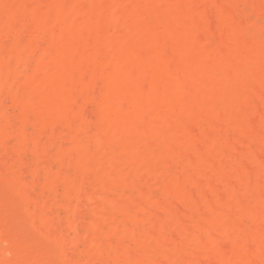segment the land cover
Wrapping results in <instances>:
<instances>
[{"label": "bare ground", "instance_id": "obj_1", "mask_svg": "<svg viewBox=\"0 0 264 264\" xmlns=\"http://www.w3.org/2000/svg\"><path fill=\"white\" fill-rule=\"evenodd\" d=\"M28 2L36 3L30 11L25 14L22 12L24 14L22 16L19 15L17 13L19 10H15L16 7L18 6L20 9V5L24 7L26 3L28 7ZM27 7L23 11L27 10ZM16 33L33 37L32 40L34 41L33 43L30 42L31 46L28 45V48H22L17 45H20V43L14 40L15 44L12 43L17 49L10 46L7 53L2 55V58H0V87H3L5 82L7 83V80L2 79L5 69L8 72L13 67L26 65L35 59L37 65L31 75H27L29 74L27 70L23 72L25 66H21L20 75L25 74L24 77L26 78H24L23 83L27 94L24 97L17 98L18 90L14 91L15 105L21 110L19 113H22L25 117L27 115L24 119V116L21 115L22 119L25 120V123L23 121L24 124H22L25 125L27 124L26 121H30L28 117L30 111L42 121L45 120V113L49 114L50 117L47 118L48 120L51 119L46 120L48 123L52 121V124L50 123L52 129L50 128V130L54 131L51 135L53 141L56 139L55 137L65 136L64 138L61 137L60 143H64L63 139H66L65 142L70 141L71 144H68L72 146L73 142V147L78 151L69 147L73 150V154L75 151L77 157L81 156L79 157L81 158L80 163L78 158L75 161L76 165L80 164L75 167L82 171L81 176L84 175L86 176L84 178H88V176H94L95 174L96 178H100H98L100 182H96V185L100 188L99 184H103L101 191H105L103 192L105 197H103L102 192L96 190L99 189L96 185V188L93 189L94 183L91 188L94 190V194H97L96 191L98 195L88 198L90 201L91 199L92 202L94 201L93 205L95 206L92 205V202H87L94 207L93 209L90 208L95 211L91 212V216L96 213L98 216L95 214L93 216L95 215L97 219L92 216L93 220L96 219L95 221L89 224H86L85 220L82 222V225L83 223L86 224L82 243L85 247L83 250L84 255L86 253V257L89 256L88 264H96L101 258L105 261L103 263L100 260L102 264H109L108 261H110L112 252L117 254L120 249L122 253L123 249L120 248L118 243L123 245L122 243H125L131 237L135 241L131 239L130 243L136 242L137 245L135 246L140 247L139 252L137 250L135 254L134 250L132 251L134 248L132 246L133 248L130 251L133 254L128 250V246H125L126 244L123 245L127 247L124 250L126 251L125 257H122V254L119 255L120 257L118 254V257L115 256L119 260L124 258V264H165L161 262L162 260L167 261V264H181L182 262V264H196L197 259L200 261V257L197 255L202 253L203 256L205 254L206 260L208 259L211 264H264V191H261V187L264 186H262L261 181L260 185L259 180L252 178L254 175L253 168L256 169V167H254L253 161L248 158L251 148L253 149L251 151L255 152L254 144L260 143L261 148L264 146V0H0V45L4 44L1 41L2 36L7 37L8 34L13 36ZM16 36L20 39L23 38L19 35H15V38H17ZM21 40L24 41V39ZM43 42L46 45L44 48L42 47ZM23 44V46H26L28 43L23 42ZM0 47L2 48L0 50H4L3 46ZM24 53L26 57L23 56ZM18 62L21 64L15 66ZM16 68H14V74L17 75L19 72H16ZM7 72L5 76H8L9 72ZM16 75H14L15 77L12 76L14 80L10 79L13 81L10 83L11 86L15 80H17L18 85L23 84L20 83L19 75ZM9 86L8 88L12 90ZM0 90L3 89L0 88ZM84 95L90 97L89 100L95 98L96 105L98 102L100 103H98L100 116L96 122L95 132H89L91 133L89 136L88 131L90 128L83 127L84 124L77 121L76 128L81 127L82 130L83 128L87 130L85 141L81 143L82 138L79 137L80 141L78 138L79 132L76 134L80 129L74 130L73 124H75L79 115L81 117L85 115L82 116L81 112L86 111L85 107L89 106V100H82V110L78 108L80 105L78 98ZM98 95L99 101L97 99ZM5 102L7 101L5 100ZM95 102L93 101V105ZM13 105L12 103L10 106ZM5 114L4 110L1 116L7 118L10 115ZM42 114H45L43 119L40 117ZM84 117L86 119L87 116ZM94 117L93 119H96ZM35 120L37 124H34L35 121L33 123L30 121L31 126L41 125L44 130H48L46 120L43 122L44 124H38V120L36 118ZM8 122L11 124L12 122L6 121V127L9 128ZM13 125H11L12 128ZM27 125L29 126V123ZM59 125L72 129L70 131L72 139L69 140L70 135L67 136V139L66 133L63 131L58 132L60 130ZM14 127L11 131L17 140L18 136L15 132L17 126ZM41 127L39 128L42 130ZM26 129L23 130L26 131L23 132L24 134H17L22 138L25 136L22 140L23 143L18 141L16 144L21 143L25 147L30 140V143L33 141L32 146L35 148L33 151L43 150L44 144L50 138L47 136V141L45 140L46 142L44 141L41 144L42 141L39 142V138L42 136L41 133L37 132L41 137L34 138L39 142L34 147L37 141L27 137L30 132ZM67 129L64 128L63 130L66 132ZM7 132L5 133V140L1 137V142L2 140L4 142L11 140L12 135L8 136ZM33 132L31 134H34ZM6 145L2 142L4 150L9 149ZM48 146L50 147L49 142L43 152L44 155L51 154V151H47ZM54 146L56 147V143H53L51 147L54 148ZM26 147L23 150L24 153L30 151V149L27 151ZM69 147L67 145L66 148L65 143L63 147H57L60 149L55 152V155L58 156V165L64 161L63 155L67 154V151L72 153ZM169 147L172 149V157L168 155L170 158H166L163 152L165 149L166 152H169ZM260 147H258V150L255 148L257 153ZM154 148L156 150L153 152L152 149L154 150ZM12 149L13 151L16 150L13 146ZM15 152L17 153V150ZM32 153L35 156V153L38 154L40 151ZM17 154L19 156V153ZM29 154L31 155L30 152ZM261 154L264 158L263 152ZM254 155L256 156V152ZM47 156L51 157L54 163L57 160V156L54 157L48 154ZM239 156H245L249 160V162L246 160H241V162L246 161L245 163L249 164L248 168L251 167L252 170L250 171L252 173L249 172L248 174L247 167L245 169L242 166L243 162H238ZM60 157L61 159H59ZM261 158L260 160L263 161L264 159ZM69 160L71 161V157ZM256 160L254 162H258ZM16 161L19 162L17 166L23 168L20 165L21 160ZM16 161L14 164H16ZM70 161L69 163L66 162L69 166L71 165ZM102 161L104 165H102ZM7 162L11 164L13 161L11 162L10 159V162ZM97 162L101 164L100 169H95L99 166ZM10 164L9 167L15 166ZM25 164L30 165V167L24 165L27 168L34 167L33 170L36 172L32 171L31 175L36 177L38 168L36 169L35 165L38 167V163ZM256 164L255 166H257ZM123 165L129 168L127 171L131 169L135 173V180L130 176V178L127 177L129 173L121 168ZM259 165L261 166V164H258L257 167ZM1 166L3 168H0V175L2 173L7 175V173H4L6 163L5 166ZM68 168L72 169L71 166ZM73 169L75 170V168ZM123 169L128 175H124ZM45 170L44 172L47 173ZM50 170L48 171L49 175L52 174ZM80 170H78L79 173ZM256 171L258 170H255V173ZM19 172H15L17 177L24 174ZM126 172L125 174H127ZM173 172L178 177L174 179L171 176L168 181L167 177ZM54 173L55 177L52 175L45 177L46 181H43V185H41L42 191L46 190L50 184L52 188L54 178L59 177L57 172ZM180 174H182V177L185 176L183 177L185 180L181 178ZM251 174L252 177H250ZM26 175H24L25 178ZM7 176L9 177V175ZM81 176L79 179L83 180ZM256 176H258L257 173ZM20 177H18L19 180L17 179L18 184H21ZM52 177L54 178L52 179ZM194 177L200 180H195ZM48 178H51V180ZM66 178L64 179L71 182V185H68L67 181H59L61 185L64 183L66 192H70L67 190L72 188L71 191L79 192L74 191V194H81L82 190V193H85V190H80V187L78 189L74 188L82 184V181L78 183L77 177L72 178V181H69L68 177ZM201 178L206 179L207 185H204L208 191L204 189L205 193L201 192V188L198 186L202 182ZM261 178L262 176L257 177L260 180ZM16 179H12L13 186L18 188L19 194L11 187L10 189L8 184H6L7 188H3L4 185L1 183L0 189H4V191H1L0 195L8 192L9 196L7 197L11 200L17 199L18 195L22 200L26 191L25 188L20 187L25 192L22 196L19 187L15 184ZM0 180V182L5 183V180L1 177ZM59 180H61L60 177ZM88 180H83V186L84 181H87L88 184L94 179ZM156 180H163L161 194L166 198L165 202L162 197H159L160 199L153 198L152 195L148 196L149 194L147 195L145 192L154 186ZM8 181L7 179L6 183L11 184ZM48 181L52 183H46ZM166 181L168 182L166 183ZM170 181H173V183ZM22 183L26 185L28 182L26 183V180L22 179ZM32 184L36 185L33 182ZM28 185H26V188ZM64 186L59 187L63 189ZM236 186L238 187L236 188ZM143 187L147 190H144ZM5 189L9 191H5ZM47 190H50V188L48 187ZM63 191L58 195L61 197V194L64 193L62 195L63 200L71 201V197ZM135 191L137 192V198L134 199L133 192ZM26 194L27 197L24 200L27 202L24 203L19 198V201L16 200L18 203L21 202L20 205L24 203L18 210L21 215L18 211L16 213L20 215V218L26 214L25 220H29L31 216L34 219L35 209L32 210L34 213L31 214L25 208H29V199L32 200L30 202L33 204L35 203L34 205L38 206L39 204L38 201H35V197L29 195L28 192ZM54 194L53 197L55 198L56 195L54 196ZM70 194L73 195V193ZM38 195L42 197L43 194L40 192ZM111 195H114V197H111ZM2 196L4 197V195ZM2 196L0 197L4 202ZM44 196L43 200H40L44 201ZM47 196L48 200L49 195ZM83 196L84 199L87 198L85 195ZM199 196H204L203 199H206L204 206L201 201L202 198ZM13 197L14 199H12ZM54 198L52 199L55 200L57 197ZM81 198L77 199L80 200ZM174 200L177 202V206L182 207L181 210L179 209L181 213L178 212V207L174 205ZM13 201L5 202L16 210L15 207L18 206L15 204L16 202L13 205ZM2 202L0 201V206L3 205ZM52 202L56 203L55 205L51 204L54 205L52 206L53 209H58V213L60 208L57 207V200ZM6 203L5 205H7ZM63 204L61 205L62 210L66 209L67 214L74 215L72 217L73 221L77 211H73L70 207L67 208L66 205V208H63ZM146 204H149V207L153 210L152 212L147 206L149 211L144 208ZM44 205H46L45 201L41 205L42 208L39 205L41 211L46 207H48L46 210H49L50 205L43 208ZM8 206H4V209L0 208V210L3 211ZM37 206L36 208H39ZM104 206L108 209L110 206L114 207L115 212L118 213L116 215L119 217H112L111 214L106 216V213L99 212L102 209L104 212L107 211ZM22 208H24L25 214H22ZM183 208L185 211H183ZM90 209L89 211H91ZM46 210L44 213H46ZM154 210H160V214L162 213L161 210H164L167 215L165 216L162 213L163 216H161L158 213L159 211L154 213ZM37 211L39 215H36V221L41 220V218L38 219V217H41V211L39 212V209ZM112 211L110 210V212ZM26 212L31 216L28 217ZM196 212L201 214L198 215V218H196ZM157 213L160 215V219L163 217L161 221L158 220ZM50 214L52 213L50 212ZM58 214L55 218L58 217ZM16 215L15 218L10 215L14 218L11 219V222L16 223L13 225H16L14 229H17L18 224L21 225V223L14 222L16 218L20 219ZM69 215H67L68 219ZM83 216L85 215L83 214ZM51 217L54 218L53 215L49 214L42 217V220H39L40 225L44 226L43 223H45V226L46 224L49 225L53 220ZM146 217H148V220H146ZM77 219H79V216ZM152 219H157L159 222L156 220L152 223ZM249 220L252 221L253 227L250 225L252 223ZM31 222H33L31 228L35 229L36 232L38 230L41 233L45 232L39 234L31 229L34 232L33 241L37 238L40 243L38 235L41 239L44 237L45 239L50 238L48 236L50 233L48 234L46 231L48 229L51 231V228H49L51 225H47L46 228L48 229L42 231L40 227L37 228L36 226L38 230L34 227L36 224L33 220ZM31 222H26L28 227H30ZM52 226L54 225L52 224ZM70 227L69 229L74 230L73 227ZM79 227L77 228L79 229ZM22 228L24 227L22 226ZM16 229L14 232H17V234L20 232L19 234H21V230L18 228L16 231ZM54 231L56 230L54 229ZM57 232L61 233L59 228ZM72 232L74 234L76 231ZM59 233H56L57 236ZM40 235L44 237L42 238ZM26 236L27 234L24 237ZM24 237L22 240V238H17L10 233L9 221L0 211V264H54V256H51L46 249H42V245V248L34 246L31 244L32 241L29 243L25 241L26 238ZM53 237L51 236L47 242L52 238L56 243L60 241L57 243L60 245L68 242L63 241L66 239L64 237L62 239L59 236L62 240L57 237L58 240L56 235ZM77 237L76 240L74 239L76 244L78 243ZM116 237L120 241L115 242L116 245L110 244L113 251H105L104 248L109 245H103V242L106 243V240H110V238H115L113 241H116ZM79 238L81 239V237ZM53 240L52 243H54L57 250L59 246ZM45 241L43 239L41 244ZM50 242L48 244L51 245ZM134 243L132 244L134 245ZM63 245H61L62 248ZM228 245H231V249H228L230 248ZM66 247L61 249L64 253L66 252L65 254L62 253L67 257V260L65 259L67 262L70 260V255H68L69 252L64 250ZM62 250L59 251L60 254H62ZM70 250L73 252L71 248H69ZM79 252L78 255L81 254ZM157 253H159V261L156 260ZM78 255L76 254L77 257ZM62 256L60 257L62 258ZM79 258L77 259L79 260ZM65 260L60 259L61 262H65ZM84 260L87 262L85 257ZM203 260L206 262L204 258ZM85 261L84 263H86ZM70 262L74 263L71 260ZM70 262L69 264H71ZM119 263L121 264V262ZM199 264L203 263L200 262Z\"/></svg>", "mask_w": 264, "mask_h": 264}, {"label": "rangeland", "instance_id": "obj_2", "mask_svg": "<svg viewBox=\"0 0 264 264\" xmlns=\"http://www.w3.org/2000/svg\"><path fill=\"white\" fill-rule=\"evenodd\" d=\"M28 3H29V2H28ZM34 3H36V2H34ZM34 3H33V2H30L28 7H27V3L25 4L24 7H22V5H20V9H19V7L17 6V7H16L17 9H15V10H16V11L19 10L17 13H18L19 15L22 16V15H24L26 12L30 11V10L33 8ZM25 7H27V10L23 11L24 9H26ZM12 11H14V10H12ZM22 12H24V14H22ZM2 17H3V16H2ZM195 32H196V31H195ZM195 32H194V34H195ZM22 34H23V33H22ZM22 34L20 35V33H18V34L16 33L15 35H19V37H21ZM15 35L12 36V34H8L7 37H6V36H5V37H4V36L1 37V41H2L4 44H3V45L1 44L0 46H3L4 50H0V58H2V55H3V54H6V53H7V50H8V48H9L10 46H12V47L14 46V47L16 48V46L14 45V44H15V43H14V40L17 41V43L19 42L20 45L17 44V43H16V44H17L19 47L21 46L22 48H25V47L28 48V45L31 46V45H30V44H31L30 42L33 43V41H34V40H32L33 37L26 36L25 34H24V36H22L23 38H21V39H24V41H22V40H21L20 38H18L17 36H16L17 38H15ZM11 36H12V37H11ZM6 38H7V39H6ZM30 39H31V40H30ZM200 39H201V37H200ZM4 40H5V41H4ZM12 42H13L14 44H13ZM23 42H24L25 44H27V43H28V44H27L26 46H23V45H24ZM35 43H36V42H35ZM6 46H8V47H6ZM33 46H35V45L33 44ZM45 46H46V45H45V43L43 42V43H42V47L44 48ZM0 48H1V47H0ZM15 48H14V49H15ZM1 49H2V48H1ZM16 49H17V48H16ZM15 51H16V50H15ZM18 51H19V50H18ZM18 51H17V53H18ZM15 54H16V52H15ZM23 56L26 57V54L24 53ZM24 62H26V61H24ZM29 63H30V65H29ZM20 64H21V63L18 62V63L15 64V66H18V65H20ZM25 64H26V63H25ZM36 65H37V64H36V61H35V59H33V60H31L30 62H28V64H26V65L22 64L21 66H23V67L25 66L23 72L27 70V73H29V74H27V73H26V74H27V75H31L32 73H34V70H35V66H36ZM21 66H18L17 68H16V67H13V68L10 69V71L8 70V72H9L8 76H9V77H8V76H5V75H7V74H6L7 69H5V70L3 71V74H2V75H3V78L1 77L4 81L7 80V83H6V82L4 83V82L2 81V79H1V81L4 83V84H3L4 86L2 85L4 88H3V87H0V88L3 89L2 91L0 90V92H1V93H0V94H1V95H0V101L3 100L2 102H0V104L2 105V103L5 102V100H6L7 102H5L2 106L0 105V108H2V109H0V113L2 112V114H3V112H4V110H5V113H6V114H8V115L10 114V115H9L10 119H9V117H7V118H6V117H5V118L2 117V116H1L2 114L0 115V128H1V130H2V132L0 133V134H1V135H0V162H2V163H0V168L2 167L1 165L5 166V163H6V166H5L6 168H4V173H7V175H9V177H8L7 175H5V174L2 173V175H0V177H1L3 180H5V179L7 178V179L9 180L8 182H10L11 184L6 183V180H7V179L5 180V183H4V182H0V184L2 183V185L5 186V187L3 186V188H7L6 184L10 185L9 188L11 187L13 190H15V192H17V194H19V192H18V191H19L18 188L15 187V186H13V180H12V179H13V178L16 179V177H17V175H16L15 172H19L20 170H23L22 172H23L24 174L19 175V176L22 177V178L20 177V179H21V184H18V182H19V181H18V180H19V179H18L19 176H18V177H17L18 180L16 179V182H15L16 186H18L19 189H20V187L25 188L26 193L28 192L29 195L31 194L33 197H35V201H38L37 203H38L40 206L43 205V202L45 201V204H46V205H44L43 208H45L47 205L49 206L51 203L54 204V202H52V201H56V200H57V203H58V204H57V207L59 206V208H60L61 210L59 209V212H58L59 214H58V213H57L58 209H57V208H56V210L53 209L52 206H54V205L56 204V203H55L54 205H52V204L50 205L49 210H46V209L48 208V207H46L44 210H42V211H43V212H42V211H41L42 206H41V208H40L39 205H38V206H37V205H34L35 203L33 204L32 202H30V201H32V200H31V199L28 200V198H27V200L29 201V202H28V203H29V208H25L26 211L29 210L31 214L35 212L34 215H35V214H36V215H39V214H38V211H37V209H39V212L41 211V212H40L41 217H38V219L41 218V220H42V217H45L47 214H49V215H53V216H54V218L51 217V218H53V220L50 219V220H51V223H52L54 226H52L51 223H50L49 225L46 224V226H47V225H48V226L51 225V226L49 227V228H51V231H50L48 228H46L45 223H43L45 227H44L42 224L40 225V223H41V222H40V221H41L40 219H39L40 221H39V220L36 221V220H37L36 215H35V217H34V219H35V220H34V219H33V216H31L30 214H28L29 211L26 212V213L28 214V217H29V216H31V217L29 218V220L26 219V220H27V221H26L25 218H26L27 216H25L26 214H25V212H24V208H22V209H23L22 214H25V215H22V217L20 218V215H21L20 213H21V212H19L18 210H20V207L25 203V201H26V200H24L25 197L28 196L25 192H23L24 189H23V190L20 189V193H21V195L24 194V193L27 195V196H25V194H24V196L22 195V196L24 197V198L22 197V198H23L22 200L24 201V203L22 202L23 204H21V205H20L21 202L18 203V201H19V199H20V197H19L20 195L17 196V194H16L15 192H13V193H14V195L16 194L15 196H17V197L19 198V199L17 198L18 201H16L17 199H14V197L12 198V199H14V201L11 200V198L7 197V196H9V193H8V192H7L8 195L5 193L6 196H5V194H2V195H4V197H3L2 195H0V196L3 197V201H4V200H5V201H9V200H10V201H13V202H12L13 205H14V202H16L15 204L18 206V207H15V208H17V209L15 210L13 206H8V203H6V202L4 201V202L7 204V205H5V203L2 202L1 197H0V201H1L2 204H3L2 206H0V208L2 209L4 206H8V207H7L8 209L6 208L5 210H3L4 212H3L2 210H0V211H1V214H3V216H5V217L7 218V220L9 221V231H10L11 234H13L14 236H16L17 238H22V240H23V237L27 234V236L24 237V238H26L25 241H27V242H29V243L32 241V242L34 243V244H33V243L31 242L32 245L37 246V247H39V248H42V247H43L42 249H46V250L51 254V256H52V255L54 256V264H59L60 259L65 260V259L67 258L66 256H64V254H65L66 252L64 253V251L62 250V249H63L64 247H66V246H67V247H66L64 250H66L67 252H69L68 255H70V260L74 262V263H72V262H70V260H68V261L66 262V260H67V259H66L65 262H66L67 264H69V262H70L71 264H79L80 262H81V264H88V263H89V262H88V260H89V256H88V258H87V257H86V253H85V255H84V251H83V250L85 249V247L83 246L84 243H82V238H84V234H83V233H85L84 231H85V226H86V224H87V223L89 224L90 222L95 221V220L97 219L96 216H98L96 213H93V214L96 215V216L94 215V216H95V217H94L93 214H92V216H93L94 218H96L95 220H93V218H92V216H91V212H95V211H94V210L92 211L90 208L93 209V208H94L93 206H95V205H93V204H94V203H93L94 201L92 202V199H91V201H90L88 197L91 198V197H93V196H97V195H98V192H100V193L102 192V194L104 195L103 197H105V194L103 193V192H105V191H103V190L101 191V188H102L103 184H102V185L99 184L100 188L96 185V184H97L96 182H98L100 178H99V177H98L99 179L96 178L97 176L94 174V176H93V175L88 176L89 180H90V179H94V180H93V181L91 180L90 182H88V184H87V181H86V182L84 181V186H83V180H85V179L88 180V178H84V177H86V176H84V175H83V177H82V176H81V175H82V171H81L80 169H77V168H76V167L78 166V164L80 163L81 158H79V157H81V156L77 157L78 155H76L77 153H75V151H74V154H75V155L73 154V150L70 149V147L73 148L74 150H75L76 148L73 147V142H72V146L69 145V144H71L70 141L65 142L66 139H65V140L63 139V141H64V143H65V147L67 148V145H68V147L70 146L69 149L71 150L72 153H69V151H67L68 156H67V154H64V155H65V156L63 155V157H64V161H63V162L61 161L62 163H60V165H58V164H59V162H58V156L55 155V154H56L55 152H56L57 149H59L61 146L63 147V146H64V143H63L62 141H61L62 143H60V139H61L62 136H60V137H59V136H58V137H55L56 139H54V141H53L51 135H53V132H54V131H53V130H50V128L52 129V126H51V124H52L51 122H52V121L50 122L51 124L47 122V120H48L47 117H50L49 114L45 113V114H46V117H45V114L40 115V117H41L42 119H43L44 117H45V118H44L45 120L47 119L46 122H47V125H48V127H49V128H47V129H48L49 131H48V130H44V128H42L41 125H39V126H38V125H34V126L32 125V126H31V124H32L34 121H35L34 124H37L35 118L38 120V124H41V123H43V122L45 121V120L42 121L37 115H36V117H35V116H34L35 114H33V112H31V111L28 112V113H30V114H28V113H27V114H28V117H29V119H30V121H31L32 123H31L30 121H28V122L26 121L27 124L29 123V126H28L27 124H25L26 126L23 125V124L25 123V120H23V119L26 118L27 115L25 114V115H26V117H25L22 113H19V112H21V110L18 109V108L16 107V105H15V102H16V101H14V99H15V98H14V96H15L14 91H15L16 89L18 90V94H16V97H17V98L20 97V96H21V97H22V96L24 97V96L27 94V92H26L27 90H26L25 85H24V83H23V82L25 81L24 78H26V77H24L25 74H24V75H23V74L20 75V72H21V70H22V67H21ZM14 68H16V69L18 70V71L16 70L17 73L19 72L17 75H19L20 83H23V84H21V85H20V84L18 85V83L16 82L17 80H15L14 83H12V86L10 85V83L13 82V81H11V80L13 79L12 76L16 75V74H14V72H15V71H14ZM18 68H19V69H18ZM25 68H26V69H25ZM29 71H30V72H29ZM8 72H7V73H8ZM17 75H16V76H17ZM22 76H23V77H22ZM6 77H8V79H6ZM11 77H12V78H11ZM14 77H15V76H14ZM10 79H11V80H10ZM17 79H18V78H17ZM19 79H18V80H19ZM13 80H14V79H13ZM8 84L11 86V88H12L13 91L10 90V89L8 88V86H9ZM14 85H15V86H14ZM10 86H9V87H10ZM18 86H19V87H18ZM15 87H16V88H15ZM5 88H6V89H5ZM7 88L9 89L8 91H7ZM4 90H6V91H4ZM25 90H26V91H25ZM7 92H8V94H7ZM23 92H24L25 94H24ZM90 94H91V93H90ZM90 94H89V95H90ZM6 95H7V97H6ZM87 95H88V94H87ZM90 96H91V95H90ZM97 97H98L97 99H98V101H99V95H98ZM4 99H5V100H4ZM78 99H79L78 102L80 101V102H79L80 105L78 104L79 107H78V105H77V107L79 108V110H82L81 102L83 103V101H85V100H89V99H91V98H90V97H87L86 95H84V96H82V97H79ZM93 99H94V100H93ZM93 99H92V100L95 102V101H96L95 98H93ZM82 100H83V101H82ZM92 100H89V102L91 103ZM13 101H14V102H13ZM93 101H92L91 104L89 103V106H87L88 108L85 107V108H86V109H85L86 111H83V113L81 112L82 116L85 114L84 116H87L88 118L86 117V119H85L84 116H83V117H84V118H83V117H81V115H79V116L76 118L77 120L75 121V124L72 123V124H73V128H74V130H77L78 128L80 129L79 131L76 132V134L79 132V134H78V138H79V137L82 138V139H81V140H82L81 143H83V141H85V138H86V135H87V132H86L87 130H85L84 128H83V130H82L81 127L76 128V123H78V122H79V123H80V122L83 123V124H84V126H83V124H82L83 127L90 128L91 131L88 129V130H89L88 133H89V132L94 133V132H95V127H96V122L98 121L99 116H100L99 107H98V106H99V105H98L99 102L97 103V105H96V102H95L94 105H93ZM11 102L14 104L13 106H10V105H12ZM85 103H86V102H85ZM86 104H87V103H86ZM99 104H100V103H99ZM87 105H88V104H87ZM75 107H76V106H75ZM75 107H74V108H75ZM77 107H76V108H77ZM80 107H81V109H80ZM83 107H84V106H83ZM90 107H92V108H90ZM95 107H96V108H95ZM97 107H98V109H97ZM13 108L16 109V110H14ZM2 110H3V111H2ZM6 110H7V112H10V113H7ZM91 110H92V111H91ZM76 111H77V109H76ZM87 111H88V112H87ZM94 111H95V112H94ZM79 112H80V111H79ZM84 112H85V113H84ZM87 113H89V114H87ZM92 113H93V114H92ZM6 114H5V115H6ZM11 115H12V116H11ZM21 115L24 116L23 119H22ZM94 116H95V117H94ZM96 116H97L98 118H97ZM80 117H81V119L79 120ZM90 117H91V118H90ZM93 117L96 118V119H93ZM1 118H2V119H1ZM11 118H12V119H11ZM82 118H83V120H82ZM50 119H51V118H49V120H50ZM74 119H75V118H74ZM74 119H73V121H74ZM88 119H90V120H88ZM1 120H3V121H1ZM49 120H48V121H49ZM91 120H92V121H91ZM94 120H95V121H94ZM6 121H10V122H12V124L8 122V123H9V128H10V129H9L8 127H6V124H7ZM23 121H24V123H23ZM77 121H78V122H77ZM87 121H88V122L90 121V123H89L90 125L88 124ZM19 122H20V123H19ZM2 123H3V124H2ZM22 123H23V124H22ZM30 123H31V124H30ZM86 123H87L89 126H88ZM13 124H14V125H13ZM43 124H44V123H43ZM11 125H13V128H15L14 126H17V127H16L17 129H15L16 136H18L17 140H16V137L14 138V136H13V132H12V131H13V130H12L13 128L11 127ZM77 125H79V124H77ZM92 125H93V126H92ZM4 126H5V127H4ZM7 126H8V125H7ZM24 126H25V127H24ZM43 126H46V125H43ZM50 126H51V127H50ZM60 126H61V127H60ZM65 126H66V125H65ZM23 127H24V128H23ZM34 127H35V128H34ZM39 127H41L42 130H41ZM56 127H57V126H56ZM62 127H63V128H62ZM66 127H67V126H66ZM66 127H64V125H59L58 128H59L60 130H59V131H58L57 129H56V130H57L59 133H60V131H63L64 133H66V138H67V139H68L67 136L70 135V137H69V140H70V139H72V138H71V133H70V131H71L72 129H69L68 127H67V128H68V129H67ZM223 127H224V126H223ZM21 128H22V129H21ZM26 128H27V129H26ZM64 128L67 129L66 132H65V130H63ZM8 129H9L10 131H9ZM25 129H26L28 132H30V134H31L32 131H34V132H33L34 134H31V136H30V134L27 132L28 135H29V136L27 135V137H31V140L34 139V138H36V137H38V136H39V137L42 136V137H41L42 139L39 138V142H40V140L42 141L41 144L44 143L45 140L47 141V139H48L47 136L50 138V139H48V142H49V145H50V147H49V146H48V147L50 148V150H49L48 147H47L48 150H47V149H46V150L49 151V152L51 151V154L47 153L48 155H50V156L53 155L54 157L57 156V158H56L57 160L55 161V163H54V161L52 160L51 157H50V158H51V159H50V158L47 156V154H46V155L43 154V152L45 151V147H46L47 144H48V142H46V141H45V142H46L47 144H46V143L44 144V146H43L44 149H43V150H39V149H38V150L40 151V153H38L40 157L38 156L37 153H35V154L38 156V158H37L36 155H35V156L32 155V154H33L32 152H39V151H38V150L33 151V150H35V148H33V146H32V145H33V143H32L33 141L31 142V143H32V144H31L29 139H28V140H29V143L26 145L27 147H26V146H25V147H26V150H27L28 146L30 145V146H29V149H30L29 152L31 153V155L29 154V152H26V153L23 152V150L25 149V147H24V144L22 145L21 143H23L22 140H24L25 136L22 138V136L20 137L19 135H20L21 133L24 134L26 131L24 132L23 130H25ZM35 129H36V130H35ZM37 129H38V130H37ZM45 129H46V128H45ZM1 130H0V131H1ZM11 130H12V131H11ZM21 130H22V132H21ZM7 131H8V132H7ZM52 131H53V132H52ZM57 131H56V132H57ZM3 132H4V133H3ZM6 132L8 133V136L12 135V137H10L11 140H7V142H4V140H5L4 138H6V134H5ZM15 132H14V133H15ZM23 132H24V133H23ZM37 132L41 133V136L38 135ZM49 132L52 133V134H50ZM2 134H3V135H2ZM17 134H19V135H17ZM22 134H21V135H22ZM45 134H46V135H45ZM49 134H50V136H49ZM62 134H63V133H62ZM14 135H15V134H14ZM32 135H33V136H32ZM43 135H44V136H43ZM89 135H91V133H89L88 136H89ZM55 136H56V134H55ZM1 137L4 139V140H2V142L4 143V145L7 144L6 147H8L9 149L6 148V149L4 150V147H2ZM32 137H33V138H32ZM64 137H65V136H63L62 138H64ZM263 137H264V135H263ZM57 138H58V139H57ZM80 138H79V141H80ZM8 139H9V138H8ZM55 140H56V141H55ZM61 140H62V139H61ZM18 141L21 142V143H18L19 145L16 144ZM34 141H37V139H34ZM72 141H73V140H72ZM39 142H38V141H37V143L34 142V143H35L34 147H36V144H38ZM53 143H56V147L54 146V148L51 147ZM66 143H67V144H66ZM68 143H69V144H68ZM20 144H21V146H20ZM259 144H260V143H256V144H254V147H253V148H254V151L256 152V156L258 155V156H257L258 158H259L260 156L262 157V154H261L262 152H263V154H264V146L262 147V148H263V151H262V148L260 147V146H262V145H261V144L259 145ZM17 145L20 146V147H18ZM45 145H46V146H45ZM54 145H55V144H54ZM57 145L59 146V148H57V147H58ZM60 145H61V146H60ZM12 146L14 147V149L17 150V153H19V156H18V154L15 152L16 150L13 151ZM255 146H256V147H255ZM37 147H38V146H37ZM41 147H42V145H41ZM41 147H40V149H41ZM258 147H260V148H259V151H258V153H257V151L255 150V148H257V150H258ZM38 148H39V147H38ZM166 148H167V147H166ZM169 148H170V147H169ZM11 149H12V151H11ZM29 149H28V150H29ZM167 149H168V148H167ZM7 150H8V151H7ZM28 150H27V151H28ZM59 150H60V149H59ZM62 150H64V149H62ZM76 150L78 151V149H76ZM155 150H156L155 148H154V150L152 149L153 152H154ZM171 150H172L171 148L168 150L169 152H166V149L164 150L163 154H164V156H165L166 158H170L169 156L172 157V152H171ZM251 150L253 151L252 148H251ZM251 150H250V152H249V154H248V158L251 159V160L253 161L254 167H256V169L253 168V170H254L253 174H254V175H253V177H252V174H251L250 177H252L253 179H256L257 181L259 180V181H258L259 184H260V181H261L262 186H264V183H262V182L264 181V176H263V175H264V172H263V171H264V160L261 161V160H260L261 157H260V158H259V161H258V158L254 155L255 152L253 153ZM6 151H7V152H6ZM21 151H22V152H21ZM47 151H46V152H47ZM64 151H65V150H64ZM261 151H262V152H261ZM11 152H12V153L15 152L17 155H16L15 153L12 154ZM5 153H6V155H5ZM57 153H58V152H57ZM259 153H260V154H259ZM166 154H167V155H166ZM79 155H80V154H79ZM168 155H169V156H168ZM250 155H251V156H250ZM45 156H47V157H45ZM53 156H52V157H53ZM249 156H250V157H249ZM263 156H264V155H263ZM63 157H62V158H63ZM68 157H69V158L71 157V161L69 160L70 163H71V165H70L71 168H72V169L75 168V170L73 169V171H72V169L70 170V168H68V167H70V166L67 164V163H69V161H68L69 158H68ZM253 157H254L255 159H254ZM6 158H7V159H6ZM9 158L11 159V162L13 161L11 164H14L16 160H19V159H20V160H21V164H20V165H22L23 168H21L20 166H17V165H19V162L17 163V161H16V164H14L15 166H13V167H9V164H10V163L7 162V161L10 162V159H9ZM27 158H29V159H27ZM77 158H78V160H79V161H78L79 163L76 162V163H78V164L76 165V164H75V161H76ZM239 158H240V159H239ZM239 158L237 159L238 162H241V160H246V161L249 162V160H247V158H246L245 156H239ZM3 159H4V161H3ZM14 159H15V160H14ZM59 159H61V157H60ZM103 159L105 160V158H103ZM256 159H257V160H256ZM261 159H264V158L262 157ZM27 160L30 161V162H28ZM38 160H39V161H38ZM51 160H52V162H51ZM54 160H55V158H54ZM254 160H256V161H258V162H254ZM5 161H6V162H5ZM23 161H24V164H23ZM246 161H244V162L242 161V162H243L242 166H243L244 168L247 167V169H249V170H247V169L245 168L246 171H248V174H249V172H251L250 170H252V169H251V167L248 168L249 164H248V163H245ZM66 162H67V163H66ZM102 162H103V161H102ZM242 162H241V163H242ZM25 163H29V164L31 163V165H33V164H37V163H38V167L35 165V168H36V169L38 168V169H37V170H38L37 173H39L40 175H39V174L37 175V173H36V177H35V176L33 177L31 174L33 173L32 171H34V170H33L34 167L31 166V168H27V167H30V165L25 164ZM32 163H33V164H32ZM63 163H64V164H63ZM97 163H98V164H97ZM97 163H96V164L99 165V166L96 167L97 165L95 164V165H96V166L94 165V166L96 167L95 169H97V168L100 169L99 167H100L101 164H100L99 162H97ZM109 163H111V162H109ZM112 163H113V162H112ZM256 163L261 164V166L259 165V167H257L258 164H256ZM11 164H10V165H11ZM50 164H51V165H50ZM55 164H56V165H55ZM255 164H256L257 166H255ZM24 165H25V166L28 165V166L25 167ZM52 165H54L55 167L52 166ZM57 165H58V166H57ZM65 165H66V166H65ZM73 165H74V166H73ZM79 165H80V164H79ZM102 165H104V162H103ZM51 166H52V167H51ZM60 166H61V167H60ZM64 166H65V167H64ZM75 166H76V167H75ZM16 167H17V168H16ZM40 167H41V168H40ZM48 167H49L50 169L52 168V170H50ZM66 167H67V168H66ZM102 167H103V166H102ZM125 167H126V168H125ZM125 167H124V165L121 166V168H124L126 171L129 170V168H128L127 166H125ZM2 168H3V167H2ZM44 168H45V169H48V170H45ZM78 168H79V167H78ZM121 168H120V169H121ZM257 168H258V169H257ZM16 169H17V170H16ZM24 169H25V170H24ZM57 169H58L59 171L61 170L62 173L59 172ZM124 169H123V173H124V175H128V173H129V175H128L127 177L130 176L131 178H133V180L136 179V177H135V173H134L131 169H130V171H127L128 173H127ZM260 169H261V170H260ZM7 170H8V171H7ZM29 170H30V172H28ZM44 170L47 171V173L44 172ZM49 170H50V173H51V171H52V174H50V175H49V172H48ZM78 170H80V173H81V174L78 172ZM255 170H258V171H256V173H257L258 176H256ZM259 170H260V171H259ZM1 171L3 172V170H1ZM13 171H14V173H13ZM74 171H75V175H74ZM20 172H21V171H20ZM20 172H19V173H20ZM22 172H21V173H22ZM34 172H36V171H34ZM54 172H57V173L59 174L58 176L61 178V180H59V177H57V179L54 178V177H55V175H54L55 173H54ZM83 172H84V171H83ZM125 172H126L127 174H125ZM174 172H175V171H174ZM174 172H173V174H169L170 176L167 177L168 181L170 180L169 178H171V176H173L174 179H176V177H178L177 174H174ZM176 172H178V171H176ZM27 173H29V174H27ZM121 173H122V170H121ZM171 173H172V172H171ZM251 173H252V172H251ZM258 173H259V174H258ZM262 173H263V174H262ZM10 174H11V178L13 177L12 179L10 178ZM26 174H27V175H26ZM44 174H45V175H44ZM96 174H97V172H96ZM260 174H261V176H262L261 180H260V179H257V177H258V178L261 177ZM22 175H23V176H22ZM24 175H26V178H25ZM51 175L54 176V177H52V179L54 178V180H53L54 185H53L52 188H51V184H50L51 181H50V182L48 181V182H46V183H49L50 185H49V184H48L49 186H48L47 184H46V185L50 188V190H47V189H48V187H47L46 190L42 191V186H41V185H43V181H46V180H45V179H46L45 177H48V176H51ZM56 175H57V174H56ZM66 175H68V176H66ZM69 175H70V176H69ZM73 175H74L75 177H74ZM77 175H78V176H77ZM79 175L83 178V180L79 179V177H80ZM65 176L68 177V180H69V181H72V178H73V177H74L73 179H75V178L77 177L76 179H78V183H79V181H80V182L82 181V182H81L82 184H81V183H80V184H81V186H82L83 188H82L79 184H78L79 186H76V187H74V188H75V189H78V188L80 187V190H81V189H84V190H85V193H82V192H83V190H82L81 194H78V195H79V196H78L77 194H74V191H75V190L71 191L72 188H69L70 190H67V191H70V192H66V191L64 190V189H65L64 183H62L63 185L59 184V183H60L59 181H61V182H63V180H64V181H67V180H66L67 178H66ZM92 176H93V178H91ZM95 176H96V177H95ZM98 176H99V175H98ZM122 176H123V175H122ZM180 176H181V178L185 177L184 175H183V177H182V174H180ZM197 176H198V175H197ZM197 176H196V177H197ZM130 177H129V178H130ZM173 177H172V178H173ZM33 178H35V179H33ZM43 178H44V179H43ZM64 178H66V179H64ZM22 179L26 180V183L28 182L26 185H28V184L30 183V184L28 185L27 188H26V185H25L24 183H22ZM48 179L51 180V178H48ZM48 179H47V180H48ZM95 179H96V180H95ZM97 179H98V180H97ZM174 179H172V180H174ZM183 179H184V178H183ZM194 179H195V177H194ZM196 179L198 180L199 178H196ZM196 179H195V180H196ZM89 180H88V181H89ZM184 180H185V179H184ZM199 180H200V179H199ZM199 180H198V181H199ZM203 180H204L205 183L203 182ZM205 180H206V179L201 178V181H202V182H201V184H198L199 188H201V189H200L201 192H204L205 190L208 191L207 188H206V186H205V185H207ZM0 181H1V180H0ZM160 181H161V182H160ZM160 181H159V180H156V182H155L156 185L154 184L155 187L153 186L154 188H153V187H152V188H149V191H145V192H146L147 195L149 194L148 196L152 195L153 198L155 197V198H157V199H160V198L162 197V200L165 202V199H166V198H165L164 196H162V194H161V192H162V186H163V180H160ZM168 181H166V183H167ZM24 182H25V181H24ZM32 182L35 183L36 185H33ZM37 182H38L39 184H38ZM67 182H68V181H67ZM67 182H66V183H67ZM99 182H100V181H99ZM99 182H98V183H99ZM105 182L107 183V181H105ZM105 182H104V183H105ZM170 182H171V181H170ZM40 183H41V184H40ZM51 183H52V182H51ZM68 183H69L68 185H71V184H70L71 182H68ZM94 183H95V184H94ZM106 183H105V184H106ZM171 183H173V181H172ZM199 183H200V182H199ZM23 184H24V185H23ZM86 184H87V186H86ZM93 184H94V185H93ZM169 184H170V183H169ZM169 184H168V185H169ZM191 184L193 185L192 182H191ZM204 184H205V185H204ZM261 184H260V185H261ZM31 185H32V186H31ZM46 185H45V187H46ZM56 185H57L58 188L56 187ZM58 185H59L60 187H63V186H64V188L62 189V188H60ZM65 185L68 186L67 184H65ZM92 185H93L94 187H93ZM95 185L99 188V189H96V190H99L98 192L95 191V193H97V194H94V190H93L94 188H96ZM202 185H203L204 187H203ZM40 186H41V187H40ZM85 186H86V187H85ZM157 186H158V187H157ZM169 186H170V185H169ZM222 186H223V184H222ZM13 187H14V188H13ZM53 187H54L55 189H56V188L58 189V190L56 189L57 192H56V190H53V189H54ZM68 187H69V186H68ZM68 187H66V188L68 189ZM91 187H93V189H92ZM145 187H146V186H145ZM237 187H238V186H236V188H237ZM0 188H1V185H0ZM11 188H10V189H11ZM43 188H44V187H43ZM86 188H87V189H86ZM146 188H147V187H146ZM146 188L143 187L144 190H145ZM155 188H156V189H155ZM157 188H158V189H157ZM261 188H262L261 191L263 192V191H264V190H263L264 187H261ZM39 189H40V190H39ZM44 189H45V188H44ZM61 189H62V190H61ZM89 189H91V190H93V191H91V190H89ZM153 189H155V190H153ZM204 189H205V190H204ZM7 190H8V189H7ZM7 190L5 189V191H7ZM51 190H52V191H51ZM63 190H64V191H63ZM146 190H147V189H146ZM150 190H151V191H150ZM1 191H4V189H3V190L0 189V192H1ZM8 191H9V190H8ZM48 191H49V192H48ZM53 191H54V193H55V194L53 193L54 196L56 195V197H57V198L55 197L56 199L53 197V194H52ZM62 191L65 192L67 195H69V196L71 197V199L68 197L71 201H69V200L66 201V199H64V200L66 201V202H65V201L63 200V196H62V195H63L64 193L61 194V197H62V198L58 195L59 193H62ZM88 191H89V192H88ZM159 191H160V192H159ZM206 191H205V192H206ZM40 192H41V194H43L42 197H41L40 195H38ZM75 192H76V191H75ZM77 192H78V191H77ZM77 192H76V193H77ZM92 192H93V194H92ZM135 192H136V191H135ZM135 192H133V194L135 195V196L133 195L134 199L137 198V197H136V196H137V192H136V194H135ZM205 192H204V193H205ZM10 193H11V192H10ZM70 193H73V195L70 194ZM78 193H79V192H78ZM153 193H154V194H153ZM155 193H156V194H155ZM82 194L85 195V197H87V198L84 199V196H83ZM11 195H12V194H11ZM44 195H45V196H44ZM47 195H49V199H48V200H47V198H48ZM76 195H77L78 197H77ZM80 195L83 196V197L81 198ZM89 195H91V196H89ZM147 195H146V197H148ZM153 195H154V196H153ZM203 195H204V194H203ZM262 195H263V193H262ZM43 196L45 197V198H44V201H42V200H43V199H42ZM73 196H75L76 198L74 197V199H72ZM263 196H264V195H263ZM65 197H66V195H65ZM79 197L81 198L80 200L77 199V198H79ZM111 197H114V195H111ZM159 197H160V198H159ZM199 197H201V196H199ZM250 197H251V196H250ZM4 198H5V199H4ZM30 198H31V197H30ZM36 198H37V200H36ZM52 198H54L55 200H53ZM66 198H67V197H66ZM163 198H164V199H163ZM201 198H202L201 201L203 202V206H204V202H206V201H205L206 199H205V200L203 199L204 196L201 197ZM205 198H206V197H205ZM6 199H8V200H6ZM40 199H42V200H40ZM45 199H46V200H45ZM20 200H21V199H20ZM22 200H21V201H22ZM162 200H161V201H162ZM167 200H169V199H167ZM88 201H89V202H92V205H93V206H91L89 203H87ZM26 202H27V201H26ZM33 202H34V201H33ZM70 202H71V203H70ZM28 203H27V204H28ZM61 203H62V204L65 203V204H63V208H66V207H65V205H66L67 208L70 207L71 209H73V211H74V210H75V212L77 211L76 214H75V217H74V220H73V221H72V219H73L72 217H73L74 215L72 216L71 214H70V215L67 214V210H66V209H65V210L63 209V210H62V207H61L62 204H61ZM86 203H87V204H86ZM142 203H144V202H142ZM147 203H148V202H147ZM0 204H1V203H0ZM10 204H11V203H10ZM27 204H26V206H28ZM59 204H60V205H59ZM68 204H69L70 206H69ZM88 204H89V205H88ZM19 205H20V206H19ZM86 205H87V206H86ZM174 205L177 206V202H176L175 200H174ZM33 206H35V207H33ZM36 206L39 207V208H36ZM76 206H77V207H76ZM107 206H109V205H107ZM146 206L150 209L151 212L153 211V210L149 207V204L144 205V208L147 209V210L149 211V209H148ZM11 207H13V208H11ZM23 207H24V206H23ZM31 207H32L33 209H32ZM51 207H52V208H51ZM55 207H56V206H55ZM55 207H54V208H55ZM82 207H83V208H82ZM101 207H102V206H101ZM177 207H178V210H179L180 208L182 209V207H180V206H177ZM104 208H106V206H104ZM203 208H204V207H203ZM203 208H202V209H203ZM3 209H4V208H3ZM34 209H35L36 211H35ZM71 209H70V210H71ZM81 209H82V210H81ZM89 209H90L91 211H89ZM109 209H110L111 211H112V210H113V211L110 212ZM109 209L106 208V210H107L108 212H107L106 210H105L106 212L102 211L103 209H102L101 211H99V212L106 213V214H105L106 216L111 214L112 217H113V216H114V217H119L118 215H116V214H118V213L115 212L114 207H111V206H110ZM181 209H180V210H181ZM11 210H12V211H11ZM14 210H15V212H14ZM32 210H34V212H33ZM45 210H46V213H44ZM50 210H51V211H50ZM54 210H55V212H54ZM87 210H88L89 212H88ZM180 210H179L178 212H180ZM7 211H8V212H7ZM17 211L19 212L20 215L16 213ZM68 211H69V209H68ZM82 211H83L84 213H83ZM116 211H117V210H116ZM155 211H156V210H154V213H155ZM157 211H159L158 213L160 214V210H157ZM157 211H156V212H157ZM183 211H185L184 208H183ZM10 212H11V213H10ZM23 212H24V213H23ZM50 212H51L52 214H50ZM70 212H71V211H70ZM81 212H82L85 216H83V214H82ZM161 212H162L165 216L167 215L166 212H165L164 210H163V211L161 210ZM178 212H177V213H178ZM200 212H201V211H200ZM200 212H196L197 214L195 213L196 218L199 217L198 215H201ZM14 213H15V214H14ZM43 213H44V214H43ZM107 213H108V214H107ZM158 213H157V216H158L157 218H158L159 221H161V220L163 219V217H162L161 219H160L159 217H160V215H161V216H163V215H162V213H161L160 215H159ZM180 213H181V212H180ZM13 214H14V215H13ZM16 214L19 216L20 219H17V218H16V219H15L16 221L14 220V222H17V224H18V223H21V225L24 227V228H22L21 225H20L21 227L19 226V224L17 225V229L19 228V230H21V234H19L20 232L18 233L19 235L17 234V232H14V230L16 229V228L14 229V227H16V225H15V226H13V225L16 224V223H13V221L11 222V219L13 220V219L15 218V215H16ZM45 214H46V215H45ZM57 214H58V217H59V218H58V217L55 218V217L57 216ZM72 214H73V213H72ZM77 214H78V215H77ZM81 214H82L83 217L81 216ZM88 214H89L90 216H89ZM100 214L102 215V213H100ZM100 214H99V215H100ZM10 215H11V216H14V218L11 217ZM17 215H16V216H17ZM42 215H45V216H42ZM67 215H69V219H68V216H67ZM115 215H116V216H115ZM18 216H17V217H18ZM78 216H79V219H77ZM80 216H81V217H80ZM87 216H88V217H87ZM103 216H104V214H103ZM24 217H25V218H24ZM99 217H100V216H99ZM31 218H32V219H31ZM83 218H84V219H83ZM88 218H89V219H88ZM155 218H156V217H155ZM75 219L78 220V221H76ZM80 219H81V221H80ZM98 219H100V218H98ZM164 219H165V217H164ZM24 220H25V221H24ZM31 220H33L34 223L36 224V225L34 224V225H35V226H34L35 228H36V226H37V228L40 227L42 231H44L45 229H46V230L48 229L49 232H48V231H46V232H47L48 234H49V233L51 234V235H50V234L48 235V236H50V238H51V236L53 237V236H55V235H56V238H57V237H58V238H60V237H61V238L64 237V239L66 238V239L63 240V241H64V242H67V241H68L69 243H68V242H67L68 244H67V243H64V245H63V243H61V245H63V248H62V246H61L60 244H57V243L60 242V241H57V243H56V242L53 240L54 237L52 238L53 242H55V243L60 247V250H62L61 253L63 252L64 254H63V253L60 254V252H59V251H60V250H59V247L57 248V250L55 249V245H54V243H52V240H50L51 242H50V241H49V242L52 243L54 246H53L52 244H51V245L48 244L49 242H47V240H49L50 238L45 239V237H44L43 235H40V236H41L42 238L44 237L43 239L46 240V241H45V242H47L46 244H45V242H43V243L41 244V241H43V239H41V238L39 237L38 234H37V235H38V238L40 239V240H39L40 243L38 242L37 238H36V240L33 241V239H34V236H33L34 234H33V233L36 232V231H35V229L31 228V226L33 225V222H31ZM48 220H49V219H48ZM58 220H59V221H58ZM84 220H85V221H84ZM146 220H148V217H146ZM152 220H153V221H152ZM152 220H151L152 223H154L157 219H156V220H155V219H152ZM158 220H157V221H158ZM18 221H19V222H18ZM23 221H24L25 223H24ZM71 221H72V222H71ZM83 221H84L86 224L83 223V225H82V222H83ZM159 221H158V222H159ZM26 222H27V223H29V222L32 223V224L30 223L31 225L29 224L30 227H28V225L26 224ZM53 222H54V223H53ZM56 222H57V223H56ZM63 222H64V223H63ZM70 222H71V223H70ZM74 222H75L76 225L74 224ZM249 222L252 223V221H250V220H249ZM249 222H248V224H250ZM59 224H60L61 226H60ZM66 224H68L67 227H65ZM70 224H71L72 226H71ZM77 224H78V226H77ZM80 224H81V225H80ZM84 224H85V225H84ZM137 225H138V224H137ZM250 225H252V227H253V223L250 224ZM250 225H249V227H251ZM10 226H11V227H10ZM18 226H19V227H18ZM41 226H42V227H41ZM48 226H47V227H48ZM70 226L73 227L74 230L69 229ZM75 226H76V227H75ZM79 226H80V227H79ZM43 227H44V229H43ZM62 227H63V228H62ZM71 227H70V228H71ZM77 227H79V229H78ZM20 228H21V229H20ZM37 228H36V229H37ZM53 228H54L56 231H54ZM58 228H59V231H60L61 233L57 232V231H58ZM80 228L83 229V230H81ZM137 228H138V227H137ZM17 229H16V231H17ZM22 229H23V230H22ZM31 229H33L34 232H33ZM52 229H53V230H52ZM19 230H18V231H19ZM37 230H38V229H37ZM68 230H69V231H68ZM70 230H71V231H70ZM80 230H81V231H80ZM23 231H24V233H25V232H26V233L24 234ZM38 231H40V230H38ZM38 231H37V232H38ZM72 231H76L77 233L75 232V233L73 234ZM37 232H36V233H37ZM51 232H52V233H51ZM53 232H54L55 234H54ZM65 232H66V233H65ZM36 233H35V235H36ZM38 233L40 234L41 232H38ZM43 233H45V232H43ZM43 233H41V234H43ZM56 233H57V234L59 233V235L57 236ZM16 234H17V235H16ZM22 234H24V235H22ZM28 234H29V235H28ZM76 234H78V235H76ZM20 235H21V237H20ZM44 235H45V234H44ZM72 235H73V236H72ZM75 235H76V236H75ZM18 236H19V237H18ZM22 236H23V237H22ZM28 236H29V237H28ZM45 236H46V235H45ZM59 236H60V237H59ZM77 236L81 237V239H80L79 237H77ZM27 237H28V239H27ZM46 237H47V236H46ZM76 237L78 238V243H77V244H76L75 241H74V239H75ZM117 237H118V236H117ZM117 237H116V241H115V240L113 241V239H115V238H113V239L110 238V240H106V243H105V241L103 242V245H104V244H106V245L108 244V245H109L108 247L105 245V246H106V247L104 248L105 251H106V250H107V252H108V251H111V252L113 251L112 247L110 248V244H112V245L115 244V245H116L115 242H117V241L119 242V241H120V240L117 239ZM29 238H30V239H29ZM58 238H57V239H58ZM61 238H60V240L63 239V238H62V239H61ZM68 238H69V239H68ZM57 239H56V240H57ZM131 239H133V238H132V237L129 238V240H126V242H125V243H122V244H123V245L126 244L125 246H128V250H129V251L134 247V248L132 249V251L134 250V252H135V254H136V253H137V250H138V252H139V248H140V247L137 248V246H135V245H137L136 242H135V243L132 242V243H134V245H133L132 243H130V242H131ZM58 240H59V239H58ZM75 240H76V239H75ZM36 241H37L39 244H38ZM72 241L74 242V244H73ZM132 241H135V240L133 239ZM76 242H77V241H76ZM84 242H85V241H84ZM129 243H130V244H129ZM43 244H44V246H43ZM75 244H76V245H75ZM80 244H81V245H80ZM127 244H128V245H127ZM41 245H42V247H41ZM57 245H56V247H57ZM68 245H69V246H68ZM118 245L120 246L121 249H123V250H122V253H121V250L118 248V249H119V250H118V253H117L118 256H119L120 254H122V257H125L124 254H125L126 251H124V250H126L127 247L121 245L120 243H118ZM129 245H130V247H129ZM169 245L171 246V243H170ZM169 245H168V246H169ZM46 246H47V247H46ZM71 246H74V247H76V248L71 247ZM132 246H133V247H132ZM228 246H230V248H228V249H231V245H228ZM228 246H227V247H228ZM50 247H51V248H50ZM103 247H104V246H103ZM61 248H62V249H61ZM69 248H71L72 250H73V248H74L73 252H71V250L69 251ZM79 248H80L81 251L79 250ZM135 248H136V249H135ZM159 248L161 249V247H159ZM159 248H158V249H159ZM51 249H52V250H51ZM135 250H136V251H135ZM79 251L81 252V254L78 255V252H79ZM116 251H117V250H116ZM132 251H130V252H132ZM80 252H79V253H80ZM82 252H83V253H82ZM70 253H71V254H70ZM73 253H74V254H73ZM132 253H133V252H132ZM76 254L78 255V257L76 256ZM111 254H112V255H111ZM111 254H110V255H111V256H110V261H108L109 264H118L119 262H121V264H124V263H123V262H124V261H123L124 258H121V259H123V260H119V259H116V258L118 257L117 254H115L114 252H112ZM133 254H134V253H133ZM200 254H201V253H200ZM61 255H63L62 258L60 257ZM66 255H67V254H66ZM68 255H67V256H68ZM71 255H72V256H71ZM74 255H75L77 258L80 257L79 260H78ZM83 255H84V256H83ZM87 255H88V254H87ZM113 255H114V256L116 255L117 257H116V256L114 257ZM82 256H83V257H82ZM120 256H121V255H120ZM120 256H119V257H120ZM197 256L200 257V258H199L200 261H198V259H197V263H196V264H199L200 262L203 263V264H205L206 262L209 261L208 259L206 260V256H205V254H204V256H203V253H202L201 255H197ZM197 256H196V257H197ZM74 257H75V258H74ZM84 257H85V259L87 260V262L84 260L86 263H84V261H83ZM178 257H179V255H178ZM59 258H60V259H59ZM112 258H113V259H112ZM189 258H190V257H189ZM203 258L206 260V262H204ZM72 259H73V260H72ZM80 259H81V260H80ZM101 259H102V258H101ZM101 259H100V260H101ZM190 259H191V258H190ZM100 260H99L96 264H99V263L102 264V262H103L104 260H101L102 262H101ZM156 260L159 261V253L156 254ZM161 260H162V259H161ZM161 260H160V261H161ZM62 262H63V261H62ZM62 262L60 261V264H62ZM65 262H63V264H66ZM75 262H76V263H75ZM104 262H105V261H104ZM104 262H103V263H104ZM161 262L167 264V261L165 262V260H162ZM180 262H181V261H180ZM198 262H199V263H198ZM182 263H183V262H182ZM182 263H181V264H182ZM208 263H209V262H208ZM208 263H206V264H208ZM119 264H120V263H119ZM209 264H211V262H210ZM214 264H216V263H214Z\"/></svg>", "mask_w": 264, "mask_h": 264}]
</instances>
